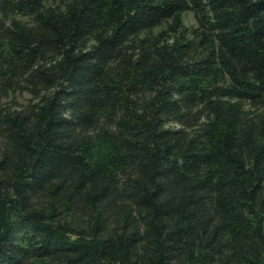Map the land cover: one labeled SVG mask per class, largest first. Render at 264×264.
Listing matches in <instances>:
<instances>
[{
    "label": "trees",
    "instance_id": "1",
    "mask_svg": "<svg viewBox=\"0 0 264 264\" xmlns=\"http://www.w3.org/2000/svg\"><path fill=\"white\" fill-rule=\"evenodd\" d=\"M0 264H264V0H0Z\"/></svg>",
    "mask_w": 264,
    "mask_h": 264
},
{
    "label": "rangeland",
    "instance_id": "2",
    "mask_svg": "<svg viewBox=\"0 0 264 264\" xmlns=\"http://www.w3.org/2000/svg\"><path fill=\"white\" fill-rule=\"evenodd\" d=\"M185 24L186 25L194 24L193 17L189 13L185 15Z\"/></svg>",
    "mask_w": 264,
    "mask_h": 264
}]
</instances>
